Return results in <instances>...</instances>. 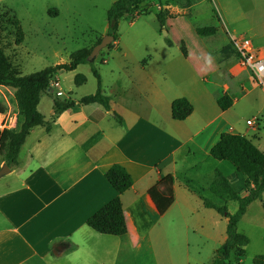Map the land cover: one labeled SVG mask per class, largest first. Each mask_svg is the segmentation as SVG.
I'll list each match as a JSON object with an SVG mask.
<instances>
[{
	"label": "crops",
	"instance_id": "0c3cea01",
	"mask_svg": "<svg viewBox=\"0 0 264 264\" xmlns=\"http://www.w3.org/2000/svg\"><path fill=\"white\" fill-rule=\"evenodd\" d=\"M237 12L233 9L230 37L249 39L264 58V0H250ZM72 44L75 48L69 44L68 56L87 47L81 38ZM235 53L233 96L216 84L218 89L212 95L217 104L228 94L233 99V112L240 114L261 88L256 87L251 72L241 66ZM106 69L113 76L107 88L102 80V90L111 98L109 112L113 115L97 104L81 105L82 97L78 101L65 97L70 91L65 93L62 88L60 73L51 84L62 95L50 92L52 99L45 103V112L40 110L41 98L38 109L50 124V132L44 126L33 128L18 164L0 178V264H119L126 254L135 263L139 248L153 249L156 245L170 247L168 263L176 264L170 245L178 239L179 229L186 230L182 232L186 242L191 231L186 212L194 211V201L188 185L205 179L210 191L214 172L223 162L213 159L210 151L221 135H243L264 153L259 123L250 126L247 122L252 120L248 119L245 124L244 116L229 125L224 119L226 111L205 117L193 96L174 95L176 86L167 79L156 80L148 64L109 63ZM196 72L200 75L201 68ZM178 98L188 99L194 107L185 121L172 118V103ZM55 100L75 105L56 115ZM5 164L2 158L0 168ZM116 164L133 178V186L120 195L128 228L123 237L99 234L86 223L119 196L105 176ZM168 175L174 179V200L167 212L160 214L150 190ZM179 180L187 188L182 189ZM186 255L189 259V252ZM234 256L238 264L242 262Z\"/></svg>",
	"mask_w": 264,
	"mask_h": 264
},
{
	"label": "rangeland",
	"instance_id": "374dc122",
	"mask_svg": "<svg viewBox=\"0 0 264 264\" xmlns=\"http://www.w3.org/2000/svg\"><path fill=\"white\" fill-rule=\"evenodd\" d=\"M115 1L0 0L1 47L10 61L19 66L23 76L68 63L71 56H68L70 43V48L74 49L72 42L81 38L86 46H92L98 39L107 35V12ZM248 1L250 0L150 1L119 22L117 42L111 48L101 51L95 62L82 65L76 71L59 74L65 93L70 91L65 97L69 96L78 101L83 96L94 94L98 83L93 70L100 74L104 88L109 87L113 76L106 69L109 63H144L150 66L152 76L156 80L167 79L176 86L174 95L193 96L195 102L200 104L205 117L212 118L218 113H223L214 103L212 93L219 86L233 96V62L237 58L230 42V35H233V9L235 12L240 8L244 9ZM49 11L54 14L50 15ZM159 13L163 14V24L158 19ZM12 17H17L20 21L25 35L24 43L18 47L14 44L15 29L9 23ZM202 27H215L216 33L211 36H199L195 30ZM195 41L202 44V53L208 63L206 66L200 65L202 58L194 54ZM168 42L172 46H169ZM198 67L201 68L200 75L196 72ZM78 74L86 77L85 84L79 86L75 83ZM52 87L54 86L51 84L49 92L42 96V112H45V103L52 99L50 92L57 96L62 95ZM250 102L240 114L233 112L231 107L225 112L224 119L229 125L244 116L245 124L248 119L256 125L259 123L261 144L264 146V92L261 89L256 91ZM0 107H4L5 112L10 114L17 112L15 90L0 87ZM46 116L49 117V114L46 113ZM249 137L253 139L252 135ZM1 159L0 155V162ZM221 163L219 170L228 177L236 192L244 194L247 191L245 177L229 162ZM2 169L3 166L0 171ZM181 182L183 181L179 180V183ZM180 185L182 189L187 188L184 183ZM205 185V179L188 185L192 194L189 197L194 201V211L186 212L191 231H188L189 241L186 242V238L183 241L182 233L186 230L184 227L179 229L178 239L170 245L176 264H212L216 249L225 243L228 219L216 210L205 207V199L218 207L226 206L229 214L233 215L238 210L236 201L226 196L214 195ZM263 202L264 194L262 199L251 204L238 225V231L250 239V244L245 249V257L239 264H253L256 256L264 255ZM175 207L178 209V206ZM168 251L170 247L162 249L158 245L153 249L139 248L135 263L130 255L126 254L119 264H169L166 256ZM186 252H189V259ZM230 261L232 264H238L234 254Z\"/></svg>",
	"mask_w": 264,
	"mask_h": 264
},
{
	"label": "trees",
	"instance_id": "16d2710c",
	"mask_svg": "<svg viewBox=\"0 0 264 264\" xmlns=\"http://www.w3.org/2000/svg\"><path fill=\"white\" fill-rule=\"evenodd\" d=\"M150 1L152 0H116L112 4L107 12V34L113 36L114 41L107 48H111L119 38V22ZM49 12L50 15L54 14L52 11ZM158 19L161 24L164 23L162 13L158 14ZM9 23L15 29V46H21L24 43L25 35L20 21L17 17H12L9 19ZM195 33L199 36H211L216 33V29L215 27H202L197 28ZM101 40L100 38L92 46L89 45L72 53L68 63L51 66L39 72L23 76L19 66L14 65L5 55L1 47L0 37V87L15 90V107L20 115L18 128L14 131L5 130L0 136V155L9 167L18 164L21 148L33 128L44 126L47 132L51 130L50 124L45 121V117L38 107L42 96L49 92L52 80L61 72H72L79 66L92 64L88 62V57ZM168 44L172 46L170 42ZM194 45V54H198L202 58L201 63H206L207 61H205L202 53V44L195 41ZM93 73L98 83L97 91L94 94L82 97L79 103L81 105L97 104L102 106L105 111H112L111 98L103 93L100 74L97 70H93ZM86 81V77L82 74H78L75 77V83L79 86L85 84ZM74 105L73 101L55 100V114L58 115ZM217 105L222 112H225L233 106V99L228 94H224L218 99ZM5 110L4 107H0L1 112H5ZM193 111V105L186 98H178L172 103L171 113L175 121H185L193 114ZM115 117L118 121H122L117 114H115ZM210 156L217 161L232 164L236 171L245 177V185L247 187V191L244 194L236 192L228 177L217 169L210 185V192L236 201L238 210L232 215L228 213L226 206L218 207L210 200H204L205 207L216 210L228 219L227 239L218 249L217 256L212 264H230L231 255L235 254L238 261H240L245 257V249L250 244L249 237L238 231V225L247 213L249 206L263 197L264 153L243 135L223 133L218 143L212 147ZM105 176L119 196L91 216L86 223L89 228L99 234L123 237L127 235L128 228L120 195L133 186V178L125 167L120 164L113 165ZM150 196L160 214L167 212L174 200L173 177L168 175L161 178L150 190ZM253 264H264V255L256 256Z\"/></svg>",
	"mask_w": 264,
	"mask_h": 264
},
{
	"label": "built area",
	"instance_id": "2783aa9c",
	"mask_svg": "<svg viewBox=\"0 0 264 264\" xmlns=\"http://www.w3.org/2000/svg\"><path fill=\"white\" fill-rule=\"evenodd\" d=\"M230 42L238 54L241 66L248 69L253 76L255 84L259 88L264 89V58L254 49L251 41L245 37L231 36ZM19 123L20 115L18 112L10 114V112L0 111V136L5 130H16ZM254 123V121L247 122L250 126L254 125Z\"/></svg>",
	"mask_w": 264,
	"mask_h": 264
},
{
	"label": "water",
	"instance_id": "95a60500",
	"mask_svg": "<svg viewBox=\"0 0 264 264\" xmlns=\"http://www.w3.org/2000/svg\"><path fill=\"white\" fill-rule=\"evenodd\" d=\"M114 41V37L111 35H105L101 42L98 43L92 50L91 54L88 57V62L93 63L95 62L97 56L100 54L101 51L106 49L112 42ZM110 115H113V112H109ZM10 172L9 166L7 164L3 165V169L0 171V178L5 176L7 173Z\"/></svg>",
	"mask_w": 264,
	"mask_h": 264
}]
</instances>
